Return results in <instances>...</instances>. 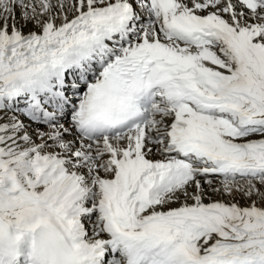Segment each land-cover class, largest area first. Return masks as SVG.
Segmentation results:
<instances>
[{
    "label": "snow or ice",
    "instance_id": "1",
    "mask_svg": "<svg viewBox=\"0 0 264 264\" xmlns=\"http://www.w3.org/2000/svg\"><path fill=\"white\" fill-rule=\"evenodd\" d=\"M0 264H264V0H0Z\"/></svg>",
    "mask_w": 264,
    "mask_h": 264
}]
</instances>
